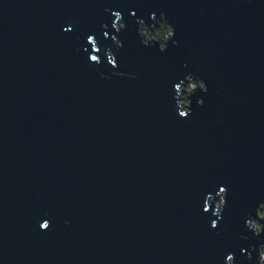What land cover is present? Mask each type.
<instances>
[{
    "label": "water",
    "instance_id": "obj_1",
    "mask_svg": "<svg viewBox=\"0 0 264 264\" xmlns=\"http://www.w3.org/2000/svg\"><path fill=\"white\" fill-rule=\"evenodd\" d=\"M153 13L178 46H142ZM188 74L208 91L180 119ZM260 203L264 0H0V264H256Z\"/></svg>",
    "mask_w": 264,
    "mask_h": 264
},
{
    "label": "clouds",
    "instance_id": "obj_2",
    "mask_svg": "<svg viewBox=\"0 0 264 264\" xmlns=\"http://www.w3.org/2000/svg\"><path fill=\"white\" fill-rule=\"evenodd\" d=\"M105 11H109L105 9ZM112 15L115 17V21L112 24L113 29L119 33L126 29V24L123 22V16L119 11L112 12ZM131 15L133 17L136 16L135 12H132ZM150 19L154 22L151 30H149L148 24L143 19H138L136 21L138 25L137 34L140 38V42L144 47H151L153 45H158V50L163 53L168 50V44L171 41L173 46H178V41L174 39L175 31L172 26L167 22V17L164 13H160L159 19H157L156 15L153 13L150 16ZM102 27H107V25H103ZM65 31H71L70 28H66ZM107 36V34H106ZM113 44L116 49H121L123 47V42L116 38L115 36L112 38ZM88 44L91 45L92 51L94 54L90 55L89 61L94 64H101L103 61L98 55L100 52V48L98 46V42L94 37L88 38ZM106 61L107 64L112 69H117L119 67L117 63V58L115 53L111 49L106 50ZM115 75H124L120 72H114ZM104 76V74H101ZM107 78V77H104ZM199 90L200 93L206 94L208 89L203 80L198 79L197 77L188 74L186 75L178 84L174 86V104L177 110L178 117L180 119H187L190 115H192V101L191 96ZM203 99L200 98L197 101L198 106H203ZM227 189L225 187H220L219 192L215 195H208L204 201L203 211L205 213L209 212L210 209H214L213 215L217 218L211 222V228L216 229L218 227V222L222 219L223 211L227 204ZM264 203H260L256 208L255 216L249 215L246 218L245 227L249 232L253 234V237H261L264 236ZM42 231H46L50 228V222L45 220L43 223L39 225ZM248 237H244L247 239ZM243 251V250H242ZM258 253L256 258V264H264V242H261L259 246H252L251 252L248 253L249 261L252 260V253ZM226 264H235L234 254L227 255Z\"/></svg>",
    "mask_w": 264,
    "mask_h": 264
},
{
    "label": "flooded vegetation",
    "instance_id": "obj_3",
    "mask_svg": "<svg viewBox=\"0 0 264 264\" xmlns=\"http://www.w3.org/2000/svg\"><path fill=\"white\" fill-rule=\"evenodd\" d=\"M264 242V241H263Z\"/></svg>",
    "mask_w": 264,
    "mask_h": 264
},
{
    "label": "rangeland",
    "instance_id": "obj_4",
    "mask_svg": "<svg viewBox=\"0 0 264 264\" xmlns=\"http://www.w3.org/2000/svg\"><path fill=\"white\" fill-rule=\"evenodd\" d=\"M151 30V29H150Z\"/></svg>",
    "mask_w": 264,
    "mask_h": 264
}]
</instances>
